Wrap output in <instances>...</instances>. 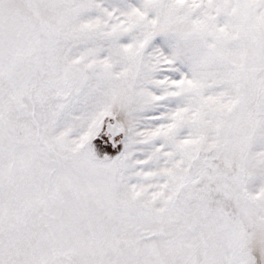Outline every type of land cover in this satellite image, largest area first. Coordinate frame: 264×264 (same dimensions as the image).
I'll use <instances>...</instances> for the list:
<instances>
[{
	"label": "snow or ice",
	"instance_id": "snow-or-ice-1",
	"mask_svg": "<svg viewBox=\"0 0 264 264\" xmlns=\"http://www.w3.org/2000/svg\"><path fill=\"white\" fill-rule=\"evenodd\" d=\"M0 264H264V0H0Z\"/></svg>",
	"mask_w": 264,
	"mask_h": 264
}]
</instances>
